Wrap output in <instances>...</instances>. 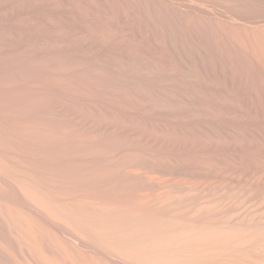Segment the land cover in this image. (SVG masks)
I'll use <instances>...</instances> for the list:
<instances>
[{"label":"bare ground","instance_id":"bare-ground-1","mask_svg":"<svg viewBox=\"0 0 264 264\" xmlns=\"http://www.w3.org/2000/svg\"><path fill=\"white\" fill-rule=\"evenodd\" d=\"M0 264H264V0H0Z\"/></svg>","mask_w":264,"mask_h":264}]
</instances>
